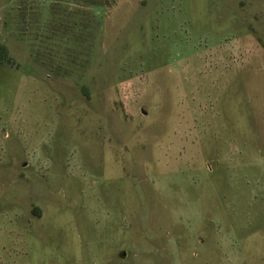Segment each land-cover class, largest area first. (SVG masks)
<instances>
[{"label":"rangeland","instance_id":"374dc122","mask_svg":"<svg viewBox=\"0 0 264 264\" xmlns=\"http://www.w3.org/2000/svg\"><path fill=\"white\" fill-rule=\"evenodd\" d=\"M0 264H264V0H0Z\"/></svg>","mask_w":264,"mask_h":264},{"label":"trees","instance_id":"16d2710c","mask_svg":"<svg viewBox=\"0 0 264 264\" xmlns=\"http://www.w3.org/2000/svg\"><path fill=\"white\" fill-rule=\"evenodd\" d=\"M108 3V0H107ZM12 62L11 57L8 54L7 47L0 45V64H10Z\"/></svg>","mask_w":264,"mask_h":264},{"label":"crops","instance_id":"0c3cea01","mask_svg":"<svg viewBox=\"0 0 264 264\" xmlns=\"http://www.w3.org/2000/svg\"><path fill=\"white\" fill-rule=\"evenodd\" d=\"M1 65V64H0ZM3 65H5V64H3ZM0 67H2V66H0Z\"/></svg>","mask_w":264,"mask_h":264}]
</instances>
